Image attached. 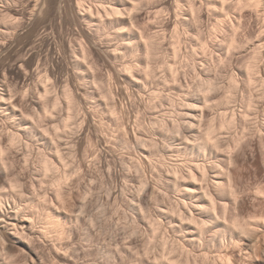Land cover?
Here are the masks:
<instances>
[{"label": "rangeland", "instance_id": "374dc122", "mask_svg": "<svg viewBox=\"0 0 264 264\" xmlns=\"http://www.w3.org/2000/svg\"><path fill=\"white\" fill-rule=\"evenodd\" d=\"M23 1H25V0H23ZM23 1L22 0L21 1H19V0H12V1L11 0H0V9L4 10L8 6H11V7L17 6L16 7L17 9L19 8V10H20V7H21V9L24 10V9H26V6L28 5V4L26 5V3L29 1L28 0L25 2H23ZM19 2H22V3H19ZM10 3H11V5H10ZM15 3H16V5H15ZM23 3H25V5H23ZM2 7H3V9H2ZM248 10L250 11L249 8H245L243 10L241 9L240 13H242V12H248L249 13ZM248 13H246V14H248ZM166 14H167V12L164 13V15H165L164 19L168 20L170 15L167 14L168 16H166ZM251 16L249 17V19H245L244 24L242 25L243 27H241L238 30V34H239L238 36L240 38V41H242V40H243L242 42L247 41L246 45H244L245 46L244 48H247V49L249 48V49L247 50V49L243 48L242 50H238L237 52L233 51V50L230 51L228 48L226 49V48L222 47L223 46V45H221V44H223L222 39H224V38H222V36L225 37L223 32H221L222 35L219 32L218 35L217 34L214 35L215 37L212 36L213 37V38L211 37L212 39L210 37H209L210 39H208V36H210L209 30H208L209 29L208 25L209 24L212 25V23H211L212 19L210 21H207L208 24L205 22L204 23L205 25L203 24V28L206 31L205 32L206 37H207L209 42L211 41L213 44H216V45L210 44V49L212 51L210 50L211 52L209 51L208 55L206 54L207 57L202 55L201 52L199 53L200 54L199 58H201L200 59L201 61L204 60L203 62L198 61L197 65L196 64L194 65V64H192L193 62H191V63H189V65L186 64L188 66H186V65L184 66V64H180V74L182 75V73L184 74L185 72L187 74L185 73L184 75H182L183 77L186 76L184 78L181 75H179V77L181 79V80L180 79L179 80L181 82L179 80L177 82H178V85H179V83H181V85H179V87H181V88L178 89L177 88L178 85L176 84L177 86H175V90H174V88H171L169 86L159 84V82L162 79L161 77L163 76L162 74L163 73L165 74V72H163L164 68L162 66L159 67L160 65H163V63H161L162 62L161 59H159V60L157 59L156 60L157 63L154 61L156 64L152 61L154 63V65H156L155 67H159V68H157L159 71L158 72L159 74L157 75L158 79H156V80H160V81L159 82L157 81L158 83L155 82V85H154V83H152L151 86L149 85V87H147V88H143V87L140 88V86L136 87V85L130 83L129 81L127 82V80L124 78V76L121 75V73H120L122 68L120 69L119 66L122 67L123 66L122 64H125V62H129L131 60V58H124V59H121V58L116 59L115 58V59H113L112 56L109 55L110 56L109 57L107 54L106 55L104 54L105 57L103 55V58L105 60L104 59L102 60V62L103 61L104 62L103 63L101 62V66H100V67H102L100 69L102 72L99 70L97 72L98 75L96 76V77L100 78V81H99V79L98 80L93 79L94 74H92V73L91 74L93 76L90 75V73H88L85 75L86 77L84 78V72L83 73L81 72L84 70H80V69L74 67L73 57L71 55L62 56L60 59V62H61L60 68L61 69L59 67L58 68L56 67V69H57L56 75L59 77L62 75L61 77L63 78V80L66 79V81L61 83L62 86L61 85L58 86V91L59 92L62 91V89L64 88L63 85L65 86V85H67L66 83L69 82V85L78 94H80L79 92H83V91H88V92L90 91L89 93H91V94L94 93V95H91V94H89V96L85 95L86 98L82 93L81 99H80L81 96L80 95L78 96L79 99L81 100L82 109H83L82 111L84 113H87V114L81 113L82 115L80 114L79 119L80 118L84 119V117H85V119L89 118L88 120L87 119L86 120L80 119V121L78 119V123L80 122L79 125L81 124L82 121L84 122V124L85 123L87 124V125H84L85 130L83 129V131L81 133V129H80V127H78V129H80V131L77 129V131H75L73 134L74 137H70V139L67 137V138H65L66 140L64 139L65 142L67 141V139H68V142L69 141L71 142V144H70L71 147L68 146L69 145L68 142L66 143V144H68L67 148L65 147L66 144L64 141L63 142L59 141L60 143L58 142L59 147L62 146L64 148V149L62 148L63 151L66 149L64 152L65 153L67 152L69 154V156H71L72 154H75V152H76L75 155H77L76 156L77 158H75V155L74 156L72 155L71 156L72 159L67 158L69 156L66 153L67 156L66 157L64 156L66 158V161L70 160L69 162H71V160H74L75 164H74V162H72V163L74 165L78 166V167L76 166V168L80 169L82 166L83 169L81 168V171H79L80 173H78V172L75 173V176L72 175V173H73L72 172L71 178L69 177L67 182H65L66 185L64 184V189L66 188L65 190H67V191L64 190L65 194H64L63 198L67 197L66 201L63 198L58 199V197L55 193L56 188L54 186H49L48 188H46L49 185L48 183L35 184V186H34L35 189H32L33 185L31 183L33 182V179H32L33 176L31 174H32V170L36 167L35 161L34 162L31 161V163L33 162L32 164L35 165V166H32L33 169L30 167L31 163L29 164L30 165L29 166L23 161L22 165L18 164L20 167L22 166L23 168L20 169V168H18L19 167L18 166L17 170L20 169L19 171H21V173L24 176L20 172H18V173H20L24 177L25 181L27 180V185H29L28 183H30V181H31L29 186H32V187L29 188L28 194L33 193L35 190L36 191L38 190L39 192L37 191V193L41 194V196L43 193L42 197H44L48 193L47 194V208L51 209L55 213L57 212V214L59 213L58 215L61 217V219L64 223L65 231L64 232L44 233V228H42V227L45 226L44 225V223H45L44 219H45L46 213H45V211L39 210V212L37 213V217H38L37 224L38 225L36 226L35 232L33 233L32 237L27 239L26 237H22V236H19V237L15 236L16 234H14L13 232H10L11 234L6 232V236H5V241H6L5 243L6 244L3 245V243L0 242V245H1L0 246V264H171V261L170 262L168 261L169 258H171V257H176L181 261H186L189 258V260L191 259L192 261H199L201 264H206L207 262H209L207 264H264V94H263L264 93V86H262L264 83L263 82V80H264V58H263L264 57V50H263V56L260 60V62H261L260 64L262 65L260 67V68H262V69H260V71L262 70L260 72L261 73L260 78L263 77V79L261 78L263 83H259L258 87L256 84H255L256 86L254 85L253 87H252V85L249 87L247 86L248 88L245 90L246 86H244L245 85L244 82H245L247 75H244V74H246L247 72H245L243 70L244 69L243 67H245V65H246L245 64L246 61L249 60V58H251L250 52H253V51H250L252 49V44L255 42L257 43V41H259V39L264 36V30H263L264 24H262V21L260 22V20L256 16H254V14H253L254 17L253 16L251 17ZM69 18L72 21L79 22L78 18L76 16H74V14L70 13ZM152 20H153V22H155L156 19H152ZM35 21H36V19L33 18V20L31 22H29V24H27L25 27H23V29L19 30L16 33V35H19V34L25 35L30 30L34 29L33 26L35 25ZM162 21H160V22H161V24L164 25L165 20H163V17H162ZM174 21L176 22L177 20L174 19ZM213 21H214V19H213ZM148 22L151 23V24L147 23L148 26H150V25L154 26L156 24L160 25L161 27L163 26V25L158 24V23L155 24L152 21H148ZM80 23L81 22H79L78 24L80 25ZM177 24L179 25L181 23L177 22ZM81 25H82V23H81ZM157 25L155 26L156 29L151 26L152 28H150V29H151V31H153V33L154 32L156 33L158 31H162L161 29H163V27L161 28ZM210 25H209V27H210ZM179 28L181 29V31L184 32V33H182L183 39L186 37L183 42L184 43L186 42L185 45L187 44V45H189L188 47L191 46V48H192V43L196 39L195 32L193 30H191L189 33L190 35H187V33H185L186 29L184 26L182 27V25H180ZM62 30H64V31H62V33H63L62 35L64 36V39L69 40L71 38V34H69V33H72V28L70 29V26L64 25ZM11 34L12 35H8L9 37H5L7 40L9 39L8 41L15 40L14 38L16 35H14L13 33H11ZM168 34H169L168 35L169 37L167 36V38H166L167 42L165 40L163 41V43H164L163 45H165V47H163V48L167 49V52H169V49L171 51V49H172L171 44L173 43V37L172 38L170 37V36H172L171 35L172 33H168ZM191 34L192 35L194 34L195 37H194V35L192 36ZM226 34L228 35V33H226ZM184 35H185V37H184ZM259 35L262 37H259ZM63 36H61V37H63ZM108 36L109 35L105 36V34H103V37H98V39H100V41L99 40L97 41V39L95 38L96 40H94V41H96V42L92 41V43L90 42V45L92 46V48L95 46V48L98 49V51L100 50V52L104 53L103 49H105V46H104L105 43H109V41L110 42L113 41V43H117V41L113 40L112 38H110ZM39 39H38V42L41 40V39L40 40ZM57 40L60 41L61 39L58 38ZM168 40L170 42H168ZM252 41H255V42H252ZM189 42L191 44H189ZM220 42H221V44H220ZM40 43H41V41H40ZM184 43H183V45H184ZM247 43L251 44V45H248ZM243 44H245V43H243ZM248 46H250V47H248ZM48 47H49L48 44L41 46L40 52H39L41 57L43 54V58H46V57L51 58L52 53H50V49ZM102 47H103V49H102ZM185 47H184V51L186 53L185 52L184 53L187 55V53L191 50V48H188L187 46H185ZM219 47H220L219 50H221V51H218ZM214 48H216L217 50ZM226 51L228 52L229 56L227 55ZM164 52H166V50H163V56H164V54L166 55V53H167V52L166 53H164ZM5 53L6 52H4V51L2 52V50L0 51V63L5 58V62H3L4 65H6V61L8 60L7 59L8 54H6V56H5ZM169 53H167V54H169ZM209 53H214L215 55L212 54L213 57H210V59H209L208 56H212ZM216 54L218 56L217 58H216ZM221 54H222V57L219 58V56ZM44 55H46V56H44ZM107 56L109 58H112L113 60L109 59ZM227 56L230 58L231 57H233V58L230 59V58H227ZM214 57H215V59H214ZM221 58H223V59H221ZM1 59H2V61H1ZM219 59L221 61L224 59H226V60H224V62L223 61L221 62ZM262 59H263V61H262ZM159 61H161L160 64H159ZM210 63H212V64H210ZM7 64H9V61H7ZM49 64H51V60L49 61ZM157 64H159V66ZM1 65H2V63H1ZM3 66L2 67L0 66V67L3 68ZM194 66H195V68L196 67L197 68L195 69ZM185 69H186V71H185ZM196 71L198 72V74L196 73ZM202 71H204L205 73ZM228 71L230 72V74H232V73L235 75L239 74L237 77L239 80L243 79L244 82L241 80L240 81L244 85L242 83H240L239 90L236 89V91H235L236 93L233 92V94L235 93L236 97H234V101L231 103V107H229V109L227 110L228 113L226 112L227 116H230V117L234 116V115H232V113H233V114H235V116L238 115L237 116L238 118L237 117L236 118L238 119V121H240L241 117L247 113L246 111H248V109H249L248 105H249L250 101H254V109H255V110L253 109L254 113L252 112L253 115L251 114V117L248 120V124H243V126H242V123L240 121V122H238L239 124H237L236 126L233 127L234 129L231 128V129H224V131H222V130L220 131V135L222 134V138H220V140H223V142H224V145L222 147L223 149L221 148L222 152H221V149L220 150L208 149L207 151L205 150V151L199 152L198 148L195 146V142L197 144L196 140H199L201 136L202 137L204 136L205 133H203V131L206 132L205 130H207V127L209 126L208 123L211 121V119L217 118L218 122L221 119V118H219V117H221L220 116L221 115V109L220 108L218 109V107L215 106V102L217 101L215 99L218 97L217 99L219 101L222 99V97L225 98L226 94H228V92L230 91V88H229L230 87V84H229L230 74ZM231 71H232V73H231ZM74 73L75 74L78 73V74L75 75ZM81 73H82V75H81ZM100 73H101V75H100ZM199 74L200 75L202 74L201 76L208 75L211 78L214 77L217 80V81H215V83H217L218 86L215 90H217V89L218 90H217V92H215V90H213V93H212L213 96L211 95L210 101H206L204 99V97L202 96L204 94V92H202L199 89L200 81L198 83V80L199 79L201 80V77L197 76ZM80 75H81V77L83 76L82 78H84L83 82L81 81L82 79H81ZM103 75H105V76H103ZM228 75H229V77H228ZM88 76H89V78H88ZM111 76L114 78H112ZM244 76H246V77H244ZM106 77L108 79L111 77L110 79H112V80H110V79L108 80V79H106ZM121 77L124 79H122ZM195 77H198V79ZM76 78H77V80H75ZM185 78L187 79V81L185 80ZM214 78H213V80H214ZM79 79H81V80L79 81ZM103 79H104L105 84L103 83V81L101 82V80H103ZM93 81H95V82H93ZM79 82H81V83H79ZM96 82H99L100 84L103 83L104 86L102 84L100 85L102 87H107L109 85L110 88H113L115 95H117V97H115V99L113 100L114 102L111 100L113 105L110 104L111 102L106 101L103 98H102V100H105V101H103L104 103L102 102V100L100 101L102 92H100L101 93V95H100V93L97 90L101 91V89H103V88L101 87V89H99L100 88V86H98L99 83L97 84ZM107 82L108 83L111 82L110 83L111 85L108 84ZM119 82H121V85H119ZM125 82L128 84H126ZM89 83H90V85H89ZM92 83H93V86H92ZM94 83L98 87L95 86ZM106 83H107V86H105ZM185 83H188V84L190 83V85H187ZM81 84H82V88H81V86H79ZM157 85H158V87H157ZM86 86H87V88L85 89ZM89 86L92 88H90ZM155 86H156V90L158 88V91L162 94L163 101H167L166 99H168V97H170L169 100L171 98L172 99L176 98L175 100H179L180 94H181V91H179V90H181L183 86H184L183 88L185 90L182 89V91H185L187 93L189 92L188 94L192 95V96L195 95L196 102H200V103H197L198 107L199 106H201V107H199V108L197 107L198 108L197 112L192 113V114H198L197 117L194 119L195 122L193 124L197 125L199 120H200L199 118L202 117L201 120L204 123H202L200 120V123H199V126L201 124L200 131H198L199 126L198 127L195 126V128L193 126L194 129L191 127L190 122L193 120V118L192 117L189 118L188 116L186 117L187 112L189 114H191V112L185 110L186 108L184 107L183 103H181L180 101L176 102V105H175L176 108H175V106L172 107L169 100L167 103L163 102V106L166 109L165 110L164 107L161 105L162 103L161 104L159 103L160 100H156V101L150 100L153 98H151V96H150L151 94H148V93H151L150 89L153 90V88ZM59 87L60 88L62 87V89L59 90L60 89ZM83 87H84V90H83ZM93 87H97V88H95L96 91L93 89ZM186 88L187 89L189 88V89L187 90ZM249 88H250V90H249ZM81 89L83 91H81ZM139 90H141V91H139ZM148 90H149V92H148ZM199 92H201L203 94H201ZM178 93H180V94H178ZM215 94H217V95H215ZM228 95H230V94H228ZM200 96H202L203 98ZM212 97H214L213 98L214 100L212 99ZM220 97H221V99H220ZM98 98H99V100H98ZM90 101H92L93 103ZM151 101L153 102L152 105H150ZM157 101H158V104L156 103ZM203 101L207 102V103H203ZM114 104H116L117 106L116 105L115 106L118 107V113H119V110L121 112V113H119L121 115L118 114L117 117L113 116L112 113H110V108L113 107ZM159 104H160V107H159ZM151 106H153L154 108L157 106V108H159V110L156 108L154 109ZM181 106H183V107H181ZM202 109H204V110L202 111ZM156 110H158V111H156ZM174 110H175V112H173ZM97 111H99V112H97ZM184 111L185 112L187 111V112L185 113ZM41 112L42 111L40 110V113ZM62 112L63 111H60L59 115L60 114L63 116L66 115L65 114L66 111H64L63 113ZM94 112L97 114H95ZM103 112H105L106 114ZM179 112H181L182 114L181 113L179 114ZM200 112H202V113H200ZM203 112L206 113L205 114L206 116L204 115ZM215 112H216V114H215ZM218 112H220V115ZM241 113H243V114H241ZM100 114L101 115L103 114V115L101 116ZM181 115H183V116H181ZM119 116H121V117H119ZM161 119L166 120L168 122V124H170L168 128L172 127L173 130H171L172 128L167 129L166 133H165L164 129H163L164 133H161L157 129L155 130L154 122L155 121H161ZM169 119H171L172 121H169ZM177 119H180V121ZM89 120L91 122H89ZM116 121H118L120 123L118 124V122H116ZM177 121L179 123H181L180 124L181 128L178 127L179 124ZM125 122H126V125H125ZM90 123H91V126H89ZM114 123H115V125L116 124L117 125L115 126ZM150 123H152V124H150ZM172 123H173V125H172ZM184 123H185V125H184ZM187 123H189L190 125H188ZM98 124H100L101 126H99ZM120 124L122 125L121 128H120V126H121ZM174 124H175V126H174ZM109 125H110V127H109ZM244 125H245V127H244ZM138 126H140L141 128ZM90 127L92 130L90 129ZM124 127H127V129ZM196 127L198 129H196ZM86 128H88L90 130H88V129L86 130ZM189 128L193 129V131L194 130L195 131L193 132ZM201 128L204 130H202ZM87 131H89V132H87ZM116 131H117V133H116ZM122 131L124 133H122ZM125 131L128 133L130 132L129 135ZM169 131L172 133H170ZM183 131H185L186 133L184 134ZM78 132H80V133H78ZM155 132L157 134H155ZM125 133H126V136H125ZM138 133H140V134H138ZM187 133L190 135H188ZM200 133H201V135L199 136ZM111 134H112V137H111ZM113 134H115V135H113ZM122 134H124V135H122ZM144 135H145V137H144ZM182 135H186V136H182ZM138 136L140 139L144 138V140H146L147 138H151V140L147 139V141L150 140L151 144L154 143L153 145H155L156 142H158L159 144L158 143L157 144L160 147L155 145L154 147H149V148L146 147V149H148V150H145L143 148V145L140 144V142H138L139 141ZM87 137H89V138H87ZM129 137H130V139H129ZM135 137L138 139V140H136L137 142L134 140V139H136ZM183 137H185V138H183ZM71 138H73V141H75V142L71 141L72 140ZM91 138H93L94 143H93V141H91ZM122 138H124V139H122ZM187 138L192 141L190 144H192L193 147H191L192 145H189V147L185 146ZM192 138L194 140H192ZM196 138H198V139H196ZM235 138L236 139L238 138L239 141H237ZM120 139H121V141H120ZM153 139H155L154 142H153ZM161 139L164 141H162ZM87 140H89V141L87 142ZM123 140H125V141L123 142ZM104 141H106V142H104ZM127 141H128V143H127ZM160 141H162V143ZM235 141H236V143H235ZM223 142H222V144H223ZM72 143L73 144L76 143V144H74L75 147L73 146ZM137 143H139V144H137ZM169 143H171V144H169ZM58 144H57V146H58ZM86 144L91 149H85V148H88V147H86L87 146ZM89 144H91V146ZM225 144H226V146H225ZM234 145L237 147H235ZM39 146L42 150H44V151L46 150L45 152L50 151L49 147L46 143H41V144H39ZM72 146L74 148H76V150H74V148ZM170 146H172V147H170ZM156 147H158V148H156ZM155 148H156V150H155ZM22 150H23L22 148L19 151L17 150L18 154L17 153L16 154L18 156L24 154ZM69 150H71V153ZM72 150H74V152ZM87 150H89L88 153L86 152ZM191 151H192V153H191ZM228 153L229 154L231 153V154L229 155ZM235 154L237 156H235ZM143 155L144 156L146 155V156L144 157ZM96 156L99 158H97ZM230 156L234 157V158L236 157V158L234 159V158H231ZM100 158L102 161L100 160ZM229 158L231 160L232 159L237 160V162L234 161L232 163ZM95 160H98V161H95ZM191 161L193 163H191ZM96 162H98V163H96ZM197 162L200 165H202V166L204 165L206 167L207 171H209L208 172L209 175L205 178H202L203 181L201 180V178H199L197 180L196 184L200 188V190L197 191L196 193H193L192 196H187L185 198L183 191H181L180 189H178L176 187L173 188V184L171 185V182H172L171 176L173 174L172 169L174 170V168L180 167L183 171L182 172L183 175H182V173H181V175L184 177L185 174H187L188 167L192 164L195 165V163H197ZM100 163H101V165H100ZM160 163H162V164H160ZM73 164H72V166H74ZM80 164H81V166H80ZM186 164H187V166H186ZM188 164H189V166H188ZM233 164L234 165L236 164L238 166H234ZM70 165H71V163H70ZM165 165H166V167H163ZM27 166H29V167H27ZM122 166H123V168H122ZM161 166L165 169H163ZM25 167H26V169L31 168V169H27V170H31V171L27 172ZM74 167H72V169ZM171 167H174V168H171ZM76 168H74L72 171L76 172L78 170V169L75 170ZM232 168H234V169H232ZM169 169L171 172L168 171ZM162 170H164L165 173L167 172V174H165L164 171H162ZM24 171H26V172H24ZM90 171H91V174L89 173ZM86 173L88 174V176L90 175L92 177L86 176L87 175ZM77 174H79V176H76ZM80 174H81V176H80ZM122 174L128 175L127 178H126V176L124 177V175H122ZM30 175H31L32 180L30 179ZM219 175H226L227 179H228L227 175H229V177H231L228 180H230L234 186V188H233L234 194H232V195H223L220 193L216 194V198L218 199V201H217V207L218 208L215 209L213 211V213L215 215L218 214L220 216L227 217V219L230 222H232V221L234 222L236 219H238L240 222H242L243 225L246 226V231H242L240 229H233V230L227 231V233L225 234L223 231H220L221 230L220 228H214V230L211 229L212 232H210L211 230H209V232L206 233V231H208V230H205L206 234H203V237H204V235H205V237L202 238L204 240H201V238H199L200 239L199 240V239H196V237H194V234H193L197 231L195 228L196 226L190 224V221L188 219H186V216L187 217L188 216L193 217V215H194V217L195 218L197 217L199 220H203L202 218L205 219L206 217H207L206 219L209 218L208 214H206L205 211L198 210L194 204H195V201H196V203L200 201V198L202 196L201 193L205 192V190H203V189H205V188H206V190L209 188L211 189L212 184H213V180H215ZM182 176H181V180H184L182 178ZM140 178H141V180L143 179L144 181L142 180L143 182L142 181L140 182ZM43 179H45V178L43 177ZM135 180H137V181H135ZM145 180H146V182H145ZM207 180L211 181V183L208 182ZM128 181H130V182H128ZM147 181H148V183H147ZM160 181H162V182H160ZM145 183H147L148 185ZM183 183H185V181H183ZM42 184H44V185H42ZM208 185H209V188L207 187ZM204 186H205V188H203ZM43 188H45L46 190ZM87 188H88V190H87ZM138 189H139V191H138ZM40 190L42 193H40ZM89 190H90V192H88ZM85 191L88 192L87 196L84 195V194H86ZM53 192H54V194H53ZM50 195H51V197H49L50 198L49 199L48 196H50ZM133 199L135 201H133ZM182 199H185L186 203L188 201V204L182 203L183 202ZM58 200H60L61 202ZM53 201H55V202H53ZM178 201H179V203H178ZM180 203H181V205H179ZM201 203H202V201H201ZM177 206H178V208H177ZM187 206L188 207L190 206V207L188 208ZM82 208H84V209H82ZM175 208H176V210H175ZM173 210H175L174 213H173ZM176 212H177V214H176ZM182 212H183V216L181 215ZM184 215H185V218H184ZM228 217L229 218L231 217V218L229 219ZM181 219L184 221H182ZM211 220H212V218H211ZM158 222L161 225H159ZM155 228L157 231L155 230ZM213 231L217 232V234ZM190 233H192V234H190ZM165 242L168 245L167 244L165 245ZM178 246L181 248V250H180V248L177 249ZM4 249L9 251L8 255H6L7 251L4 252ZM178 250H179V252H178ZM11 253L13 254V256L12 255L9 256ZM169 253H171V254H169ZM3 254H5L7 258ZM166 255H168V256L170 255L171 257L170 256L168 257ZM8 256L10 257V260H9ZM203 256H207V257L204 259ZM203 259H204V262H203ZM172 264H175V263H172Z\"/></svg>", "mask_w": 264, "mask_h": 264}, {"label": "bare ground", "instance_id": "6f19581e", "mask_svg": "<svg viewBox=\"0 0 264 264\" xmlns=\"http://www.w3.org/2000/svg\"><path fill=\"white\" fill-rule=\"evenodd\" d=\"M19 1H21V0H19ZM25 1H27V0H25ZM25 1H23V2H25ZM28 1L29 2L26 3V5L27 4L28 5L26 6V9H24V10H22L21 7H20V10H19V8L17 9L16 8L17 6H15V7H11V6L6 7L5 6L6 8L4 10L0 9L1 10L0 11V51L2 50V52L3 51L6 52L5 56H6V54H8V58H7L8 60L7 61H9V64H7V61H6L7 66L3 64V62H5V58L3 61L1 59L2 65L0 63L1 67L4 65L3 68L0 67V242H2L3 245L6 244L5 243L6 242L5 241L6 232H8V233L13 232L14 234H16L15 236L26 237L27 239L32 237L33 233L35 232V228L38 225L37 224V222H38L37 213L39 212V210L45 211V213H46L45 219H44L45 220V223H44L45 226L42 227V228H44V233L64 232L65 231V226H64V223H63L61 217L58 215L59 213L57 214V212L55 213L51 209L47 208V194L48 193L44 197H42L43 193L41 192V190H40V193H42V196H41V194L37 193L38 190L37 191L35 190L33 193L28 194L29 188L32 187V186H29L31 181H30V183H28L29 185H27V180L25 181V179L23 177L24 175L21 173V171H19L20 169L23 168L22 166L21 167L19 166V165L23 164V161L27 165H29L31 163V161H33V162L35 161L36 167L34 169L32 168V166H35L32 164L33 162L31 163V166L29 165L33 169L32 174L30 173L33 176V178H32L33 182L31 183L33 185L32 189H35V187H34L35 184L48 183L49 185L47 184L48 186L46 188H48L49 186H54L56 188L55 193H56L58 199H62L64 197V194H65L64 190L66 189V188L64 189V184H65V182H67L69 177L71 178L72 175L75 176V173H77V172L80 173L79 171H81V168H82L81 164H80L81 168L78 169V168H76L77 165H74L75 164L74 160H71V162H69L70 160L66 161L65 157L67 155L69 156V154L66 152L67 153V155H66V153L64 152L66 149L63 151L64 148L62 146L59 147L58 142L59 141L65 142V140H66L65 138L68 137L70 139V137H74L73 134L75 131H77L78 127H80L81 133H82V131L84 129V125H87V124L86 123L84 124L83 121L81 122L80 125H79L80 122L78 123V119H79L80 114L84 113L82 111L83 109H82V104H81V100H80L82 98L81 94L83 93L84 96L85 95L89 96V94H91V93H89L90 91L89 92L83 91L84 90V87H83V90L81 89V91H83V92H79L80 94H78L69 85L68 79H67L68 83L65 82L67 85H65V86L63 85V87H64L63 89H62V87L61 88L59 87L60 88L59 90L62 89V91H60V92L58 91V86L59 85L62 86L61 83L66 81L65 78H64L65 80H63V78L61 77L62 75L60 77L56 75V70H57L56 67L60 68V66H61L60 59L62 56L71 55L74 59V64H73L74 67H76L80 70H84V71H81L82 73L84 72V78L86 77L85 76L86 74L90 73V75L94 74V76L92 75L94 80L99 79V81H100V78H98L96 76L98 75L97 72L102 68L100 66H101L102 60L104 59L103 58L104 54L105 55L107 54L108 56L109 55L112 56L113 59H115V58L116 59H118V58H121V59L131 58V60L129 62H125L126 61L125 60L124 61L125 64H122L120 62L124 66V67L122 65H121L122 67L119 66L120 69L122 68L120 73H121V75L124 76V78L127 80V82L129 81L130 83L136 85V87L140 86V88L141 87L147 88V87H149V85L151 86L152 83H154V85H155V82L158 83L160 80H156V79H158L157 75L159 74L158 73L159 71L157 68L162 66L164 68L163 72H165V74L163 73L162 74L163 76L162 77L160 76L162 79L159 82V84L169 86L171 88H174V90H175V86L178 85L177 81L180 79L179 75H181L180 74V64H184V66H185L186 64L189 65V63L193 62L192 64L197 65L198 61H201L200 60L201 58H199V55H200L199 53L201 52L202 55L206 56V54L208 55V52L211 50L210 44L212 45L213 43L211 41L209 42L208 39H210L212 36L215 37L214 36L215 34L218 35L219 32H220V34H221V32H223L225 37L222 36V38H224V39H222L223 44H221V42H220V44L223 45L222 47H224L226 49L228 48L230 51L233 50V51L237 52L238 50H242L245 47L244 45H246V42H247V41L242 42L243 40L240 41V38L238 36L239 35L238 30L241 27H243L242 25L244 24L245 19H249V17L251 15L253 16V14H254V16H256L260 20V22L262 21V24H264V0H31V1L28 0ZM19 3H22V2H19ZM10 5H11V3H10ZM15 5H16V3H15ZM23 5H25V3H23ZM3 7H2V9H3ZM245 8L250 9V11L248 10L249 13L248 12L240 13L241 9L243 10ZM166 12H167V14L170 15L168 20L164 19V17H165L164 13H166ZM70 13L74 14V16H76L78 18L79 22H81L82 25H81V23L79 25L78 24L79 22H77V21L76 22L72 21L69 18ZM246 13H248V14H246ZM167 14H166V16H168ZM162 17H163V20H165L164 25L161 24V22H160V21H162ZM33 18L36 19L35 25L33 26L34 29L30 30L25 35H21V34L16 35V33L19 30L23 29V27H25L27 24H29V22H31L33 20ZM152 19H156L155 22H153ZM174 19L177 21L175 22ZM211 19H212V22H211L212 25L209 24L211 28L209 27V25H208L209 29L207 28L209 30L210 36H208V39H207L206 33H205L206 31L203 28V24L205 22L207 23V21H210ZM213 19H214V21H213ZM148 21H152L155 24L158 23V24L163 25L162 26L163 29H161L162 31L157 30L158 32L153 33V31H151L150 28H152V27L155 28V26L157 24L154 26L153 25L148 26L147 23H150ZM177 22L181 23V24L178 25ZM64 25L70 26V29L72 28V33H69V34H71V38L69 40L64 39V36L62 35L63 34L62 31H64V30H62V28ZM180 25H182V27L183 26L185 27V29H186L185 33H187V35H190L189 33L191 30H193L195 32L196 39L192 43V48H191V46L188 47L189 45H187V44L185 45L186 42L185 43L183 42L184 39L186 38L185 37L186 34L184 35L185 38L183 39L182 33H184V32L181 31V29L179 28ZM157 26L161 27L160 25H157ZM11 33L16 35L14 38L15 40L8 41L9 39L7 40L5 37H9L8 35H12ZM168 33H172L171 34L172 36H170V37L171 38L173 37V43L172 44L170 43L172 45L171 51L169 49L170 53L167 52V49L163 48V47H165V45H163L164 44L163 41L164 40L166 41V38L169 35ZM226 33H228V35ZM103 34H105V36L109 35L108 37L117 41V43H113V41H111V42L109 41V43H105L106 44V45L104 44L105 49H103L104 46L102 45L103 46L102 49L104 50V53L100 52V50L98 51V49H96L95 46L92 48V46L90 45V42L91 43H92V41L96 42V41H94L96 39H97V41L98 40L100 41V39H98V37H103ZM260 35H259V37H262ZM61 36H63V37H61ZM194 37H195V35H194ZM58 38L61 40L60 41L57 40ZM38 39L41 41V43H40V41L38 42ZM168 42H170V41L168 40ZM252 42H255V41H252ZM183 43L188 48H191L190 51L188 50L189 52L187 53V55L185 54L186 53L184 51L185 46L183 45ZM243 43H245V44H243ZM45 44H48V46H49L48 48L50 49V53H52L51 58H49V57L43 58V54L41 53L42 54V57H41V55L39 53L41 46H43ZM189 44H191V43L189 42ZM213 45H216V44H213ZM248 45H251V44H248ZM248 47H250V46H248ZM162 49L166 50V52L169 54L164 52V53H166V55L164 54V56H163V50ZM214 49H216V48H214ZM219 49H220V47L218 48V51H221ZM244 49H247V48H244ZM252 49L250 51H253V52H250L251 56L249 55L251 58H249V60L246 61V63H245L246 65H245V67H243L244 68L243 70L245 72H247L246 74H244V75H247V77L244 76V77H246L245 82L243 81V79H240L241 81H243L245 83V85L238 79L237 76L239 74L235 75L232 73V71H231L232 74H230V72L228 71L230 74V77L228 75L229 80H230V82H229V84H230V87H229L230 91L229 92L230 93L228 92V94H230V95L226 94V97L225 98L222 97V99L220 97L221 100H219V101L217 99L218 97L215 99V100H217L215 102V106L218 107V109L219 108L221 109V115H220V112H218L219 115L221 116L219 118H221V119L218 122L217 118L216 119L210 118L211 121L209 120L210 122L208 123L209 126L207 127V130H205L206 132L203 131V133H205L204 136L203 137L201 136L199 140H196L197 144L195 142V146L198 148L199 152L205 151V150L207 151L208 149L220 150L224 145L223 140H220V138H222V134L220 135L221 130L224 131V129H231L234 126H236L237 124H239L238 122H240V121L242 123V126H243V124H248V120L251 117V114H252L253 109H254V101H250L249 105L247 104L249 109L247 108L248 109V111H246L247 113L245 112L246 114L241 117L240 121H238V119H237L238 115L235 116V114H233V113H232V115H234V116H231V117L227 116V113H228L227 110L229 109V107H231V103L234 101V97H236L235 91H236V89L239 90L240 83H242L244 86H246V88L244 87L246 90L251 85L253 87L256 84L258 87L259 83L264 82V80H263V82L261 80V78L263 79V77L260 78V74H261L260 72L262 71V70L260 71V69H262V68H260L262 66L260 64L261 63L260 60L263 56L264 36L262 38H260L259 41H257V43L255 42L252 44ZM214 53H209V54L215 55ZM217 54H216V58L218 57ZM105 55H104V57H105ZM213 55L208 56V58L210 59V57H213ZM227 55H228V52H227ZM44 56H46V55H44ZM228 56H227V58H230ZM220 57H222V54L219 56V58ZM231 58H233V57H231ZM109 59H112V58H109ZM157 59L158 60L161 59L162 62L159 61V64L161 62V63H163L164 66L163 65L159 66V64H157L159 67H155L156 65H154V63L155 62L157 63V61H156ZM214 59H215V57H214ZM221 59H223V58H221ZM226 59H224V60H226ZM50 60H51V64H49ZM224 60H222V61L224 62ZM152 61L153 62L155 61V62L153 63ZM203 61H201V62H203ZM262 61H263V59H262ZM210 64H212V63H210ZM188 65H186V66H188ZM194 68H195V66H194ZM185 71H186V69H185ZM202 72H204V71H202ZM82 73H81V75H82ZM196 73L198 74L197 71H196ZM76 74H78V73H76ZM184 74L182 73V75H184ZM81 75H80V77H81ZM100 75H101V73H100ZM199 75H197L198 77H201V80L200 79L198 80V83L200 81L199 89L202 92H204V94L201 92H199V93L203 94L202 96L204 97V99L206 101H210V97L213 93V90H215L218 86L217 83H215V81H217V80L214 77H213L214 78V80H213V78H211L210 76L205 75V74H204L205 76H201L202 74L200 76ZM103 76H105V75H103ZM82 77H81L82 80L79 79V81L81 80L83 82L84 78H82ZM184 77H186V76H184ZM198 77H195V78L198 79ZM88 78H89V76H88ZM112 78H114V77H112ZM124 78H122V79H124ZM106 79H108V78L106 77ZM75 80H77V78ZM110 80H112V79H110ZM185 80L187 81L186 78H185ZM102 81L104 83V79L101 80V82ZM93 82H95V81H93ZM79 83H81V82H79ZM96 83L98 84L99 82H96ZM103 83H101V84L104 86L105 83L104 84ZM107 83L105 86H107ZM110 83H108V84H110ZM101 84L99 83L98 86H100ZM126 84H128V83H126ZM185 84L190 85V83L189 84L185 83ZM89 85H90V83H89ZM119 85H121V82H119ZM179 85H181V83H179ZM179 85L177 87L178 89L181 88V87H179ZM79 86H81V88H82V84ZM92 86H93V83H92ZM95 86H97V85L95 84ZM262 86H264V83ZM97 87H93V89L96 91L95 88H97ZM101 87L102 86H100L99 89H101ZM157 87H158V85H157ZM183 87H182V89L185 90ZM86 88H87V86L85 87V89ZM90 88H92V87H90ZM102 88L103 89H101V91L97 90L99 93L102 92V95L100 93V95H101L100 101L103 98L106 101L111 102V100L113 101L115 99V97H117V95H115V93H114L113 88H110L109 85L107 87H102ZM154 88H153V90L150 89L151 93H148V94H151L150 96L153 99H150V98L149 99L153 100V101L154 100L155 101L160 100L159 103L160 104L162 103L161 105L163 106V102L167 103L170 97H168V99H166L167 101H163L162 94L158 91V88H157V90H156V86ZM250 88H249V90H250ZM182 89L179 90V91H181V94L178 93V94H180L179 100H175L176 98L175 99L171 98L172 100L170 99L169 101H170L172 107H174L176 105L177 101L178 102L180 101L181 103H183L184 107L186 108L185 110L191 112V114H189L186 111L187 112L186 117L188 116L189 118L190 117L193 118V120L191 119L192 120L191 122L189 121L191 124V127L192 128H193V126H194V128H195V126L198 127L202 117L199 118L200 120H199L198 124L195 125V124H193L195 122L194 119L197 117L198 114H192V113L193 112L196 113L197 109L199 107H201V106L198 107V104H197L200 102H196L195 95H193V96L189 95L188 94L189 92L187 93L185 91H182ZM217 90H215V92H217ZM139 91H141V90H139ZM148 92H149V90H148ZM233 92H235V93L233 94ZM79 95L81 96L80 99L78 97ZM91 95H94V93ZM215 95H217V94H215ZM86 96H85V98H86ZM202 96H200V97H202ZM213 98L214 97H212V99ZM98 100H99V98H98ZM105 100H102V102ZM90 102H92V101H90ZM156 103L158 104V101ZM203 103H207V102L203 101ZM110 104H112V102ZM152 104H153V102L151 101L150 105H152ZM160 104H159V107H160ZM115 105L116 104H114V106L110 108V113H112L113 116L117 117L118 114L121 112L119 110V113H118V107H116L117 105L116 106ZM151 107H153V106H151ZM181 107H183V106H181ZM155 108L159 110V108H157V106ZM175 108H176V106H175ZM164 109H165V107H164ZM40 110L42 111L41 113H40ZM158 110H156V111H158ZM203 110L204 109H202V111ZM60 111H63V112L66 111V113H65L66 115H64V116L61 114L59 115ZM97 112H99V111H97ZM173 112H175V110ZM103 113H105V112H103ZM180 113L181 112H179V114ZM200 113H202V112H200ZM84 114H87V113H84ZM95 114H97V113H95ZM205 114L206 113H204V115ZM215 114H216V112H215ZM241 114H243V113H241ZM119 115H121V114H119ZM183 115H181V116H183ZM119 117H121V116H119ZM80 119H79V121H80ZM86 119L84 117L83 120H86ZM177 120L180 121V119H177ZM169 121H172V120L169 119ZM89 122H91V121L89 120ZM116 122H118V121H116ZM201 122H202V120H201ZM115 123H114V125H115ZM119 123L120 122H118V124ZM202 123H204V122H202ZM150 124H152V123H150ZM178 124H179L178 127L181 128V125H180L181 123L178 122ZM187 124L190 125L189 123H187ZM98 125L101 126L100 124H98ZM125 125H126V122H125ZM169 125L170 124H168V122L164 119L163 120L161 119V121H155L154 122L155 130L157 129L161 133H164L163 129L165 130V133H166L167 129L172 128V127L168 128ZM172 125H173V123H172ZM184 125H185V123H184ZM89 126H91V123ZM174 126H175V124H174ZM109 127H110V125H109ZM121 127H122V125L120 126V128ZM138 127H140V126H138ZM197 127H196V129L199 128L198 131H200L201 124L198 128ZM244 127H245V125H244ZM124 128L127 129V127H124ZM80 129H78V130L80 131ZM87 129L88 128H86V130ZM90 129H91V127H90ZM90 129H88V130H90ZM193 129H190V130L193 131ZM171 130H173V128ZM202 130H204V129H202ZM87 132H89V131H87ZM183 132H184V134L186 133L185 131H183ZM78 133H80V132H78ZM116 133H117V131H116ZM122 133H124V132L122 131ZM126 133L129 135L130 132L129 133L126 132ZM126 133H125V136H126ZM170 133H172V132H170ZM138 134H140V133H138ZM155 134H157V133L155 132ZM113 135H115V134H113ZM122 135H124V134H122ZM188 135H190V134H188ZM200 135H201V133L199 134V136ZM182 136H186V135H182ZM111 137H112V134H111ZM144 137H145V135H144ZM87 138H89V137H87ZM138 138H139V136H138ZM183 138H185V137H183ZM71 139H72L71 141H73V138H71ZM122 139H124V138H122ZM129 139H130V137H129ZM147 139L151 140V138H147ZM147 139L144 140V138L143 139L139 138V141H138V142H140V144L143 145V148L145 150H148V149H146V147L149 148V147H154L155 145L158 146V144H159L158 142H156V144L153 145L154 143L151 144V141L150 140L147 141ZM196 139H198V138H196ZM125 140H123V142ZM134 140L136 141L138 139L136 138ZM192 140H194V139L192 138ZM236 140L239 141L238 138ZM88 141L89 140H87V142ZM91 141H93V138H91ZM106 141H104V142H106ZM120 141H121V139H120ZM154 141H155V139H153V142ZM162 141H164V140H162ZM162 141H160V142L162 143ZM221 141L223 142V144ZM67 142H68V139L65 142V144ZM73 142H75V141H73ZM191 142L192 141L187 138L185 146L189 147V145H192V144H190ZM41 143H46L48 145L50 151L45 152L46 150L45 151L42 150L39 146V144H41ZM68 143H69V145L68 144H66V146L64 144L63 145L67 148V145L70 146L71 142L69 141ZM93 143H94V141H93ZM127 143H128V141H127ZM235 143H236V141H235ZM57 144H58V146H57ZM74 144H76V143H74ZM74 144H73V146L75 147ZM137 144H139V143H137ZM169 144H171V143H169ZM89 145L91 146V144H89ZM225 146H226V144H225ZM86 147H88V145ZM158 147H160V146H158ZM158 147H156V148H158ZM170 147H172V146H170ZM191 147H193V145ZM235 147H237V146H235ZM21 148L23 149L22 151L24 154H22L23 156L22 155L18 156L17 150L19 151V150H21ZM60 148L61 149L63 148V149L61 150ZM156 148H155V150H156ZM85 149H91V148L88 147ZM222 149H221V152H222ZM74 150H76V148H74ZM74 150H72V151L74 152ZM69 151L71 153V150H69ZM88 151L89 150H87L86 152L88 153ZM191 153H192V151H191ZM75 154H76V152H75ZM75 154H72V155L74 156ZM71 156H69L67 158L72 159ZM76 156L77 155H75V158H77ZM235 156H237V155L235 154ZM97 158H99V157H97ZM231 158H234V157H231ZM100 160H101V158H100ZM95 161H98V160H95ZM234 161L237 162V160H233V159L231 160L232 163ZM72 162H74V164ZM70 163H71V165H70ZM96 163H98V162H96ZM191 163H193V162L191 161ZM197 163H195V165L192 164L190 166L188 164V166H189L188 170L186 169L187 174H185L184 177L182 176L183 171L180 167H176V168L171 167V168H174V170L172 169V172H173V174L171 173L172 176L170 175L172 178L171 179L172 182L170 181L171 185L173 184V188L176 187V188L180 189L181 191H183L185 198L187 196H192L193 193H196L197 191L200 190V188L196 184V182L199 178H201V180H202V178H205L209 175L208 174L209 171H207L206 167L204 165L202 166L199 163L198 164ZM72 164L75 167L72 166ZM160 164H162V163H160ZM100 165H101V163H100ZM29 166H27V167H29ZM71 166L76 168L75 170H77V169L78 170L76 172L72 171L74 168L72 169ZM186 166H187V164H186ZM234 166H238V165L235 164ZM17 167L20 169L17 170ZM163 167H166V165ZM31 168H27V169H31ZM122 168H123V166H122ZM25 169H26V167H25ZM163 169H165V168H163ZM232 169H234V168H232ZM28 171H31V170H27V172ZM162 171H164V170H162ZM168 171H170V169ZM18 172H20L23 176ZM24 172H26V171H24ZM71 173H72V175H71ZM89 173L91 174V171ZM164 173H165V171H164ZM181 173H182V175H181ZM81 174H80V176H81ZM165 174H167V172ZM31 175H30V179H31ZM122 175H124V174H122ZM76 176H79V174H77ZM86 176H88V174ZM125 176L127 178L128 175H124V177ZM181 176L184 180H181ZM227 176H228V179L231 178V177H229V175H227ZM43 177L45 179H43ZM90 177H92V176H90ZM228 179H227L226 175H219L215 180H213L212 187L210 186L211 189L209 188V185L207 186L209 188L207 190H206L205 186L203 187V188H205V189H203V190H205V192L201 193L202 196L200 198V201L197 203L195 201V204H194L195 207L198 210L205 211V213L208 214V216H209L208 219H206L207 218L206 217L205 219L202 218L203 220H199L197 217L195 218L194 215H193V217H189V216L187 217L186 216V219H188L190 221V224L196 226L195 228L197 231L196 232L194 231L195 233H193L191 231L194 234V237H196V239L201 238V240H204V239H202L205 237V235L203 237V234H206L211 229L214 230V228H220L221 229L220 231H223L225 234L227 233V231L233 230V229H240L242 231H246V226L243 225L242 222H240L238 219H236L234 222L233 221L230 222L227 219V217L220 216L218 214L215 215L213 213V211L218 208L217 207L218 199L216 198V194H218V193L223 194V195L234 194V189H233L234 186L231 183V181ZM142 180L140 178V182ZM135 181H137V180H135ZM183 181H185V183H183ZM128 182H130V181H128ZM145 182H146V180H145ZM160 182H162V181H160ZM208 182L211 183V181H208ZM147 183H148V181H147ZM147 183H145V184H147ZM42 185H44V184H42ZM43 189H45V188H43ZM87 190H88V188H87ZM65 191H67V190H65ZM138 191H139V189H138ZM88 192H90V190ZM88 192L85 191L86 194H84V195L87 196ZM53 194H54V192H53ZM49 197H51V195L48 196V198ZM66 198H63V199H65V201H66ZM182 200H183L182 203L188 204V201L186 203L185 199H182ZM58 201H60V200H58ZM133 201H135V200L133 199ZM201 201H202V203H201ZM53 202H55V201H53ZM178 203H179V201H178ZM179 205H181V203ZM177 208H178V206H177ZM82 209H84V208H82ZM175 210H176V208H175ZM175 210H173V213ZM183 212L181 214L182 216H183ZM176 214H177V212H176ZM184 218H185V215H184ZM211 218H212V220H211ZM182 221H184V220H182ZM158 224H159V222H158ZM159 225H161V224H159ZM155 230H156V228H155ZM205 230H208V231H206V233H205ZM212 230L210 232H212ZM213 232H215V231H213ZM192 233H190V234H192ZM215 233L217 234V232H215ZM166 244L167 243L165 242V245ZM178 248H180V247L178 246L177 249ZM5 249H4V252L7 251L6 255H8L9 251L5 250ZM180 250H181V248H180ZM178 252H179V250H178ZM169 254H171V253H169ZM3 255L6 257L5 254H3ZM11 255L13 256L12 253L9 256H11ZM166 256H168V255H166ZM206 257L207 256H203L204 259ZM177 259L178 258H176V257H171V258H169L168 261L169 262L171 261V264L172 263H175V264H201L199 261H192L191 259L189 260V258L186 261H181V260H179V259L177 260ZM204 259H203V262H204ZM9 260H10V257H9ZM207 263H209V262H207Z\"/></svg>", "mask_w": 264, "mask_h": 264}]
</instances>
